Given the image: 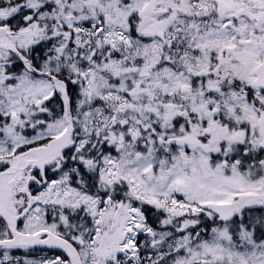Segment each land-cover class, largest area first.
Instances as JSON below:
<instances>
[{
    "label": "snow or ice",
    "instance_id": "obj_1",
    "mask_svg": "<svg viewBox=\"0 0 264 264\" xmlns=\"http://www.w3.org/2000/svg\"><path fill=\"white\" fill-rule=\"evenodd\" d=\"M0 264H264V0H0Z\"/></svg>",
    "mask_w": 264,
    "mask_h": 264
}]
</instances>
